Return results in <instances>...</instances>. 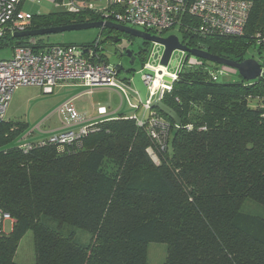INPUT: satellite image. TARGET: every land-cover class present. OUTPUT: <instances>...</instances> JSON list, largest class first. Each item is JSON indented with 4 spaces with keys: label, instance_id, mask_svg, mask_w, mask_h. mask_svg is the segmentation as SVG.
I'll return each mask as SVG.
<instances>
[{
    "label": "trees",
    "instance_id": "obj_1",
    "mask_svg": "<svg viewBox=\"0 0 264 264\" xmlns=\"http://www.w3.org/2000/svg\"><path fill=\"white\" fill-rule=\"evenodd\" d=\"M252 3L243 35H203L185 15L183 43L246 59L264 29V0ZM104 7L33 13L30 29L99 21ZM45 42L5 36L0 50L52 45ZM100 44L81 46L108 62ZM210 63L184 66L162 99L181 123L153 109L165 123L163 141L121 113L77 142L24 152L26 124L1 120L0 207L15 222L0 236V264H22L15 255L29 231L36 264H148L153 241L167 244L163 264H264V79L214 80Z\"/></svg>",
    "mask_w": 264,
    "mask_h": 264
},
{
    "label": "built area",
    "instance_id": "obj_2",
    "mask_svg": "<svg viewBox=\"0 0 264 264\" xmlns=\"http://www.w3.org/2000/svg\"><path fill=\"white\" fill-rule=\"evenodd\" d=\"M27 0H0V38L14 36L17 32L30 29L33 13L24 10ZM30 1V0H29ZM54 8H65L72 12L84 9H95L98 4L78 2L77 0H49ZM104 1V0H103ZM103 21L112 20L120 24H134L148 29L167 30L180 28L185 15L196 18L199 25L195 31L203 35H243L246 30L252 0H105ZM17 38V37H16ZM255 43L264 48V29L258 30L254 36ZM260 62V61H259ZM261 63V62H260ZM262 64V63H261ZM144 67L157 72L155 80L146 76L148 84L147 117L131 115L141 126L148 125L151 136L163 141L164 121L155 110L149 107L154 99H163L170 91L172 84L166 82L164 76L175 81L178 73H170L167 66L155 65L146 61ZM183 68V67H182ZM162 70L160 74L159 71ZM264 70V65H263ZM119 68L105 62L94 48L81 45L52 44L35 49L31 45H18L7 58H0V121L5 119L7 109L14 92L23 86H40L45 92H52L54 86L64 80H82L89 85H109L117 87L129 100V91L136 93L130 79L119 78ZM222 71H213L214 80ZM157 82V83H156ZM137 94V93H136ZM129 103L136 107L134 103ZM105 113V108L101 109ZM162 126V127H161ZM98 122L54 132L47 137L30 140V133L23 137L19 147L29 152L36 147L46 145L66 146L81 140L85 135L98 129ZM15 222L12 214L0 207V236L7 234Z\"/></svg>",
    "mask_w": 264,
    "mask_h": 264
},
{
    "label": "rangeland",
    "instance_id": "obj_3",
    "mask_svg": "<svg viewBox=\"0 0 264 264\" xmlns=\"http://www.w3.org/2000/svg\"><path fill=\"white\" fill-rule=\"evenodd\" d=\"M98 5H106V1H101ZM24 10L29 11L31 13L36 14H47L51 12L54 7L53 3L49 0H27L24 4ZM127 26L135 28L137 30H143L149 32L151 35L154 36H161V37H168L169 35H177L181 39V33L179 32V28H172L167 30H156V29H146L144 26L141 25H134V24H127ZM43 38L45 43H52V44H71V45H87L92 44L98 41H101L100 44V52L103 56L108 60V62L115 66H120L119 78L122 80H127L132 77V74L129 72L131 67L135 69H140L143 66V60L149 61L151 64H155L156 66L159 65V59L155 60V55L163 54L164 47L163 45L156 43V42H149V44H145V40L136 37L130 34H122L121 36L115 32L111 33L107 29L105 32H102V28H88L82 30H72V31H65V32H58L52 33L49 35L40 36ZM113 39H119L118 41L114 42ZM183 39H181L182 41ZM183 42V41H182ZM145 50L143 58L140 57L139 52L140 50ZM132 50L136 53V61L134 64H131V57H129L125 51ZM12 54V50H0V58H7L10 57ZM255 58L256 60L260 61L262 64L264 63V48L260 51V45L257 43H253L246 52V58ZM206 62L205 59L197 57L192 54H187L179 49L173 51V54L170 59V63L167 66V71L170 73H179L182 67H192V66H199L203 65ZM210 68L213 71H222V74H219V79L221 82H241L244 78L240 75L239 71L233 67L218 64V63H210ZM247 81V80H245ZM167 83L169 81H166ZM19 91L23 98L33 97V96H44L42 90L39 88H34L33 86L27 87L23 86L20 87ZM129 100L131 103L137 105L136 107H132L128 105V101L124 97L125 102V110L124 113H136L140 117H147L148 111L145 107L140 104L138 100V95L136 93L129 91ZM156 99V96H154ZM13 100L10 102L12 104ZM20 102L14 103L13 108H18ZM35 101L31 102V105L34 106ZM130 104V103H129ZM25 107V104H24ZM27 108V107H25ZM10 109V108H9ZM9 109L6 113L5 119L6 120H22L25 121L26 119H22L19 117H14L9 114ZM127 110V111H126ZM43 118L39 121L36 119H31L30 123L28 124L27 132L24 136L28 133L34 132V135L42 134L45 130H48L52 123L45 120ZM30 136L29 138H31ZM15 145V143L11 144L10 146ZM248 208L251 210H260V207L257 205L250 203ZM264 213V210H263ZM80 237L83 233L79 232ZM82 241H86L88 235L84 233L82 236ZM167 255V244L164 242H150L148 245V264H163L164 260ZM15 260L22 264H36V255H35V248H34V240H33V233L31 231L27 232L24 237L20 241L19 248L15 255Z\"/></svg>",
    "mask_w": 264,
    "mask_h": 264
},
{
    "label": "crops",
    "instance_id": "obj_4",
    "mask_svg": "<svg viewBox=\"0 0 264 264\" xmlns=\"http://www.w3.org/2000/svg\"><path fill=\"white\" fill-rule=\"evenodd\" d=\"M33 87L42 90L44 96L25 99L19 91L21 88H18L13 94L12 104L10 103L8 107L10 115L26 119L25 121L15 120L24 122L26 128L31 119L39 121L46 118V121L52 123V126L42 134L33 136L34 132H31L30 140L44 138L54 132L78 129L83 125L117 118L125 110V96L117 87L89 85L78 79L60 81L54 86L52 92H45L40 86ZM16 101L20 103L15 109L13 105ZM33 101H35L34 106L31 105ZM128 105L131 106L129 103ZM102 108H105V113H101ZM26 128L24 134L18 139L19 143L25 137Z\"/></svg>",
    "mask_w": 264,
    "mask_h": 264
},
{
    "label": "water",
    "instance_id": "obj_5",
    "mask_svg": "<svg viewBox=\"0 0 264 264\" xmlns=\"http://www.w3.org/2000/svg\"><path fill=\"white\" fill-rule=\"evenodd\" d=\"M109 28L112 30H118L121 32H125L127 34L140 37L148 42H156L161 45H163L164 50L163 54L155 55V60L159 59V64L162 66H168L170 63L171 56L173 54V51L176 49H179L187 54H192L197 57L203 58L208 61H212L214 63L227 65L230 67H233L237 69L240 73V75L246 79V80H256V79H264V70H263V64H261L258 60L255 58H246L244 60H233L230 58H226L220 55L213 54L207 50L201 49V48H192L188 46L187 44L183 43L179 36L173 34L169 35L168 37H161V36H154L151 35L147 31L143 30H137L135 28L129 27L124 24L114 23L112 21H93V22H82V23H73L68 25H61V26H55V27H49V28H40V29H29L22 32H17L15 34V37L17 38H24L29 37L30 43L35 44L38 36H44L49 35L52 33H58V32H65V31H72V30H82V29H88V28ZM114 42L118 41L119 39H113ZM125 53L131 57V64H134L136 61V55L134 54V51L132 50H126ZM145 62L143 63L142 68L135 69L134 67L129 69V72L132 74V77L129 79L131 80L136 93L139 98V102L142 105L147 104V92H148V84L146 83V76L151 77V81L155 80L157 77V72L154 69H151L149 67H144ZM159 73H162V70L159 71ZM164 79L166 81H169L170 83H173L174 80L172 77L165 75ZM149 107L152 109H159L160 111L166 113L168 116H170L175 123L179 124L181 123V118L178 115V113L169 105H167L163 100L161 99H153L149 103Z\"/></svg>",
    "mask_w": 264,
    "mask_h": 264
},
{
    "label": "flooded vegetation",
    "instance_id": "obj_6",
    "mask_svg": "<svg viewBox=\"0 0 264 264\" xmlns=\"http://www.w3.org/2000/svg\"><path fill=\"white\" fill-rule=\"evenodd\" d=\"M113 32L119 34L120 36H121L122 34H127V33H125V32H121V31H118V30H112L111 33H113ZM136 57H137V56H136Z\"/></svg>",
    "mask_w": 264,
    "mask_h": 264
},
{
    "label": "bare ground",
    "instance_id": "obj_7",
    "mask_svg": "<svg viewBox=\"0 0 264 264\" xmlns=\"http://www.w3.org/2000/svg\"><path fill=\"white\" fill-rule=\"evenodd\" d=\"M157 83V82H156Z\"/></svg>",
    "mask_w": 264,
    "mask_h": 264
}]
</instances>
